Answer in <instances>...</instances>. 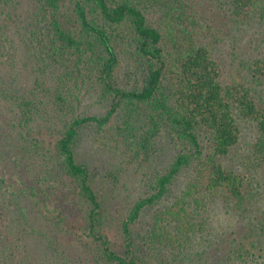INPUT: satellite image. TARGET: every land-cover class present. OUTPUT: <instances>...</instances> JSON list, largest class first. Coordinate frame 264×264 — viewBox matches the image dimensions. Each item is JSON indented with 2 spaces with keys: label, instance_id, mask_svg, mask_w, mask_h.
Instances as JSON below:
<instances>
[{
  "label": "trees",
  "instance_id": "16d2710c",
  "mask_svg": "<svg viewBox=\"0 0 264 264\" xmlns=\"http://www.w3.org/2000/svg\"><path fill=\"white\" fill-rule=\"evenodd\" d=\"M32 1L25 48L58 72L53 86L40 74L36 93L0 71V101L15 115L0 126V264H206L215 254L217 264H264V42L241 60L244 76L226 79L227 33L195 0ZM210 1L228 25L264 17V0ZM93 92L107 112L76 114ZM43 93L70 114L49 144L34 130ZM90 128L121 165L150 163L164 134L177 150L154 192L122 215L120 248L108 229L121 170L80 158Z\"/></svg>",
  "mask_w": 264,
  "mask_h": 264
},
{
  "label": "rangeland",
  "instance_id": "374dc122",
  "mask_svg": "<svg viewBox=\"0 0 264 264\" xmlns=\"http://www.w3.org/2000/svg\"><path fill=\"white\" fill-rule=\"evenodd\" d=\"M18 1L16 10H2L0 8V44L2 46L0 50V71L8 75L6 81H8L11 87L21 91L33 89L38 93L36 80L39 79L40 74H44L46 83L53 86L54 76L58 70L49 68L46 71H41L38 69L33 56V59L31 58V51L25 48V40H29L30 38V32L27 34L26 26L34 20L32 12L34 2L32 0ZM195 1L198 2L201 9L208 13L211 18L217 20L227 33L228 40L223 49L224 54L222 55L225 78L230 79L231 77L244 76L246 72L241 68V60L257 53L264 42V17H258L251 23L242 26L228 25L225 12L216 6L215 2L212 3L210 0ZM118 76L120 83H127L123 71ZM40 96L42 98L41 110L36 119L34 130L38 137H43L46 139V143L49 144L59 137V132L63 128L67 118H70V114L68 116L60 115L58 110L53 108L49 96H46L44 93L40 94ZM109 106V102L100 100L98 93L93 92L83 99L76 109V114L104 115ZM10 107H12L10 104L0 101V126L5 125L6 123L3 122L9 121L10 116H15ZM5 128L7 130L10 127L7 125ZM15 136L16 141L12 146L14 148L13 154L16 155V153L18 154L21 141L17 133H15ZM93 136L94 132L92 128L84 130V140L79 147V151L82 153L80 158H87L100 171H104L107 168L121 170V180L114 186L115 193L117 194V198L113 202L115 220L110 224V228L108 229L109 237L114 246L120 248L123 243L120 233L122 215L128 212L133 202L140 196L145 197L154 192L151 186L153 180L157 175L165 172L177 150L174 141L164 134L158 140L150 163L143 164V166H131L125 163L121 165L117 159L112 160V157L104 153L102 143L101 145L96 142L92 143ZM2 169H4V165L0 167L1 171ZM184 181L185 173L183 172L172 186V193L179 191ZM81 214L83 213L81 212ZM228 217L225 208L221 212H217V225L223 226L228 224ZM74 243L78 245L82 244L84 248L86 246V241L82 243L76 241ZM216 260L217 256L215 254L213 257L207 259L209 262L206 264H217Z\"/></svg>",
  "mask_w": 264,
  "mask_h": 264
}]
</instances>
